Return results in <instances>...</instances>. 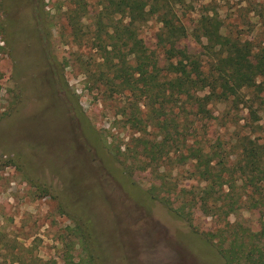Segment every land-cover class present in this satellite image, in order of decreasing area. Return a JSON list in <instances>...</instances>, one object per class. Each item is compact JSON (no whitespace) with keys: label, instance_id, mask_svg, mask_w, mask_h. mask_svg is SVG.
Wrapping results in <instances>:
<instances>
[{"label":"rangeland","instance_id":"obj_1","mask_svg":"<svg viewBox=\"0 0 264 264\" xmlns=\"http://www.w3.org/2000/svg\"><path fill=\"white\" fill-rule=\"evenodd\" d=\"M85 1L88 12L77 36L68 19L73 0H0V264H20L18 257L24 264H65L71 255L78 262L87 256L80 239L84 233L97 264H226L218 240L206 237L218 227L215 217L194 208L189 223L174 218L158 201L141 205L104 166L111 149L120 145L125 150L132 130L121 115L126 96L107 98L97 81L102 59L93 37L100 0ZM206 3L189 0L186 22L193 24L210 7ZM37 4L46 6L48 36L65 63L67 91L78 95L82 110L102 133L98 144L90 141L66 92L48 74L47 34L37 21ZM212 7L225 31L264 47V0H213ZM160 28L153 16L138 29L149 50L156 48ZM210 108L207 124L195 120L204 129L199 138L206 133L211 141H228L251 129L242 104L230 108L238 124L229 119L226 103ZM177 163L136 168L134 179L157 195H167L159 188L167 183L196 187L192 167ZM174 199L180 204V196ZM260 217L259 211L242 210L229 220L256 231Z\"/></svg>","mask_w":264,"mask_h":264},{"label":"trees","instance_id":"obj_2","mask_svg":"<svg viewBox=\"0 0 264 264\" xmlns=\"http://www.w3.org/2000/svg\"><path fill=\"white\" fill-rule=\"evenodd\" d=\"M188 1L100 0L93 37L102 59L97 81L104 84L107 98L126 96L121 115L132 130L125 150L120 145L111 149L103 159L104 166L141 205L158 201L174 218L189 223L194 208L215 217L218 227L206 237L218 240L226 264H264V47L225 31L213 0H207L206 7H210L193 24L187 23ZM45 7L37 4L34 10L47 34L44 59L48 74L66 92L90 141L98 144L102 133L82 110L78 95L67 91L65 63L57 57L48 36L51 30L47 29ZM87 8L85 0H73L68 19L77 36ZM153 16L161 28L156 48L149 50L137 32ZM221 102L229 106L227 115L235 124L239 121L231 118L230 108L242 104L247 110L245 125L251 129L228 141L221 137L211 141L206 133L199 138L204 129L196 121L207 124L210 106ZM222 120L219 117L218 122L227 126ZM166 160L190 165V178L197 186L181 189L167 183L163 189L159 187L167 195H157L134 179L136 168L146 171ZM39 189L50 193L47 187ZM178 196L180 204L174 199ZM242 210L259 211L256 231L243 221L229 220ZM80 239L85 243L86 258L76 262L71 255L65 264H97L88 235L84 233Z\"/></svg>","mask_w":264,"mask_h":264},{"label":"flooded vegetation","instance_id":"obj_3","mask_svg":"<svg viewBox=\"0 0 264 264\" xmlns=\"http://www.w3.org/2000/svg\"><path fill=\"white\" fill-rule=\"evenodd\" d=\"M83 146H85V145H83Z\"/></svg>","mask_w":264,"mask_h":264}]
</instances>
